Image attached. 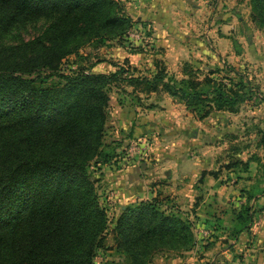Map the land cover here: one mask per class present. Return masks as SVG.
<instances>
[{
	"label": "trees",
	"instance_id": "trees-1",
	"mask_svg": "<svg viewBox=\"0 0 264 264\" xmlns=\"http://www.w3.org/2000/svg\"><path fill=\"white\" fill-rule=\"evenodd\" d=\"M250 1L253 19L264 25V0ZM39 21L43 28L33 39L4 43L15 27ZM128 24L131 18L115 0H0V264H96L109 221L91 169L113 157L104 142L112 82L125 81L145 94L165 91L201 117L211 109L233 112L253 98L242 78L226 83L186 73L177 80L163 68L126 77L123 67L110 74L59 69L85 41L122 38ZM253 192L231 221L232 237L252 223ZM192 226L161 208L156 197L141 200L117 219L115 249L130 264H152L158 251L182 256L196 244Z\"/></svg>",
	"mask_w": 264,
	"mask_h": 264
},
{
	"label": "rangeland",
	"instance_id": "rangeland-1",
	"mask_svg": "<svg viewBox=\"0 0 264 264\" xmlns=\"http://www.w3.org/2000/svg\"><path fill=\"white\" fill-rule=\"evenodd\" d=\"M115 2L121 14L131 18L132 24L125 26V35L105 41L97 42L98 38L85 41L62 59L59 65L62 72L83 68L87 72L110 74L123 67L128 70H124L121 77H126L130 73L150 76L163 68L167 76L177 80L188 74L197 79L210 75L226 83L232 77L234 81L242 78L245 86L253 89L254 96L239 104L233 112L211 109L201 117L178 97L165 91L145 94L125 81L110 84L104 142L106 151H111L113 157L100 164L99 169H91V178L109 221L102 244L96 251L95 263L130 264L126 254L115 249L116 221L126 206L153 197L161 208L178 212L182 218L192 221L196 246L203 245L212 235L198 239L200 228L206 226H198L196 221L221 218L231 228L240 205L248 202L246 194L249 190L255 191L252 197L255 201L250 202V221L255 230L260 231V226H264V168L260 166V159H264V144H261L264 25L253 19L251 1ZM42 28L41 21L22 24L11 30L4 43L10 45L20 39H33ZM231 68L235 71H229ZM250 159H254L251 168L244 171ZM235 161H240L236 169L226 168ZM207 173L209 177L206 178ZM214 188L221 190L208 196L207 191ZM237 195L243 200L235 203ZM210 212L216 215L214 217L220 216L219 219H207L206 214ZM207 228L212 230L213 225ZM216 235L213 234V240H208L203 247L215 244L218 238L230 244V231H220V236ZM259 247L257 245L255 250ZM193 255L189 251L183 256L174 251H158L153 255L152 264H180L179 259L190 261ZM235 257L244 264H256V258L243 256V251L233 253L228 259L222 257L221 261L216 258V261L227 264Z\"/></svg>",
	"mask_w": 264,
	"mask_h": 264
},
{
	"label": "crops",
	"instance_id": "crops-1",
	"mask_svg": "<svg viewBox=\"0 0 264 264\" xmlns=\"http://www.w3.org/2000/svg\"><path fill=\"white\" fill-rule=\"evenodd\" d=\"M176 1H178V0H176ZM208 32H210V31H208ZM253 160L254 159H250L248 162L246 161L249 165L247 164V169H245L244 171H247V172L249 171V169L251 168V163L253 162ZM255 160L259 161V158H256ZM263 161H264V159H263ZM263 161L261 158L260 162L262 163ZM228 166L226 168H229ZM258 168H259V166H258ZM230 169H232V168H229V170ZM202 170H203V168H201V170L199 172H201ZM206 175H207L206 178L209 177V173H207ZM242 175H243V173L240 174L239 176L242 177ZM247 180H252V178L247 177ZM207 190L208 189H206V191ZM217 190H215V188L209 189V191H207L208 192L207 195L209 196L210 194H214L215 192H220L221 188H219V191H217ZM208 199H209V197H208ZM239 199L243 200L242 197L237 195V197H235L234 202L235 203L238 202L237 200H239ZM233 200H234V198H233ZM252 200L255 201V199L251 198L249 200V202H251ZM209 202H211V201H209ZM212 204H214V202ZM209 206L211 207L212 205H209ZM211 215H212L211 212L207 213L206 214L207 219L212 220V219H217V217H218V216L214 217L216 215H212V216ZM196 222H197L198 226L202 225L203 227H205V226L209 227L212 224L213 225V229L211 230L212 235L217 234L220 236V231L221 232L227 231V233L230 231V226H228L226 224V221H222L221 218L219 219V221H206L205 219H203V221H196ZM223 226L228 227L227 230L221 229ZM254 226L255 225L252 222L250 224V227L248 230L240 233L236 237L230 236L232 239L229 240L230 244H228V245H226L225 242H221L223 239L218 238L216 240L215 244L210 243L207 247H203V245H206V243L209 242L208 240H210V241L213 240V237L215 235L214 236L211 235V237L207 240V242L204 241V244H203V241L201 242L203 245H200L198 243L193 249H191L189 251V254H191V253L194 254L193 256L189 257L190 261H183V259L181 257H179V258H181V259H179V263L180 264H207L206 263L207 261L214 260V262H215L214 264H224V263H219L221 261L222 257L228 259V258H230V255H232L233 253L243 251V256H247V257L251 256L253 258H256V264H264V257H262V256H264V245L262 244V243H264V226H260L261 227L260 231H256ZM247 241H248V243L246 246L245 244ZM255 244H256V246L260 245V247L258 248V251L255 250V248H256ZM194 249L199 251L198 254L194 251ZM216 258L219 259L220 261H216ZM235 261H238L239 264H244L241 261V259L237 258V257L233 258V260H231V261L229 260L228 261L229 263H227V264H237V263H235Z\"/></svg>",
	"mask_w": 264,
	"mask_h": 264
},
{
	"label": "built area",
	"instance_id": "built-area-1",
	"mask_svg": "<svg viewBox=\"0 0 264 264\" xmlns=\"http://www.w3.org/2000/svg\"><path fill=\"white\" fill-rule=\"evenodd\" d=\"M198 235H199L198 239H200V240L207 239L211 235V230H210V228L208 229L207 227H205V228L201 227L200 228V234L198 232Z\"/></svg>",
	"mask_w": 264,
	"mask_h": 264
}]
</instances>
